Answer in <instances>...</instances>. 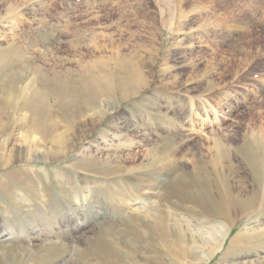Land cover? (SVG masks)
<instances>
[{
    "label": "rangeland",
    "instance_id": "obj_1",
    "mask_svg": "<svg viewBox=\"0 0 264 264\" xmlns=\"http://www.w3.org/2000/svg\"><path fill=\"white\" fill-rule=\"evenodd\" d=\"M0 231V264H264V0H0Z\"/></svg>",
    "mask_w": 264,
    "mask_h": 264
},
{
    "label": "bare ground",
    "instance_id": "obj_2",
    "mask_svg": "<svg viewBox=\"0 0 264 264\" xmlns=\"http://www.w3.org/2000/svg\"><path fill=\"white\" fill-rule=\"evenodd\" d=\"M102 86H97V90L98 89H100ZM36 128V127H35ZM64 139L63 138H60V137H58V141H57V143H59L58 144V146L59 147H61V146H63V143H65L64 141H63ZM65 145V144H64ZM56 146V145H55ZM57 146V147H58ZM64 147V146H63ZM260 147V146H259ZM5 149V148H4ZM58 150H59V148H57ZM63 150V149H62ZM56 152V151H55ZM5 153V152H4ZM53 153V152H52ZM58 153V152H57ZM62 153V152H61ZM28 154H29V157L28 158H35V161H39V160H37V159H39V157H40V154L39 153H34L33 152V150H29L28 151ZM133 157V156H132ZM9 159V158H8ZM7 160V159H6ZM11 160V159H10ZM2 162V161H1ZM4 162H6V161H4ZM25 162H26V160H25ZM7 163H9V161L7 160ZM136 163V162H135ZM2 164V163H1ZM10 164V163H9ZM7 167V166H6ZM76 189V188H75ZM74 192V195H75V190L73 191ZM65 193V192H64ZM251 199H252V197L249 199V202H251ZM229 200V199H228ZM245 206H247V204H248V202L247 201H245ZM253 204V203H252ZM57 205H59V204H57ZM57 205L56 204H54V205H52V207H53V209H55V208H57ZM46 207L48 206V205H45ZM50 206H51V204H50ZM223 207H224V210H223V215H224V218H225V220H226V222H227V227L228 228H230L231 227V225H232V222L235 220V217H236V215H234L233 213L230 215V213L231 212H234L233 210H232V208H230L229 207V205L227 204H223ZM249 207H250V205H249ZM49 209H51V208H49ZM52 219V218H51ZM69 217L65 220V222H67V221H69ZM106 220V219H105ZM120 221V220H119ZM107 223V222H106ZM158 225V224H157ZM154 226H156V225H153L152 227H151V229L150 230H155V232L154 233H151V235L149 236V237H147V236H145V244H144V246L146 247V246H148V245H153V244H155V243H153V241H155V242H157L158 241V244H159V246H157V247H161V249L165 252V254L162 256L163 257V259H165L166 257H168V256H176V257H179V258H189L190 257V249H189V247H187V246H184V245H186V244H184V241L181 239V237H179V236H181V235H177L178 236V238H177V240L174 242H169V243H165V242H159L160 240H159V238H158V236H160V235H156L155 233H156V231H161V233L162 234H164V233H167V229L164 227V226H156V227H154ZM87 227H88V225L86 224V225H84L83 227H77L76 228V233H82V232H85V230H86V233L85 234H87ZM128 228V227H127ZM129 229V228H128ZM4 231V230H3ZM73 231H75V228H73ZM1 233H2V231H0ZM145 232V231H144ZM122 233H124V232H122ZM130 233V232H129ZM149 233V232H148ZM158 233V232H157ZM182 233V232H181ZM84 235V234H83ZM129 235V234H128ZM132 235H133V233H132ZM148 235V234H147ZM136 236H138V234H136ZM135 236V237H136ZM142 236V235H141ZM175 236H176V234H175ZM225 236H226V233H224L223 235H222V233H221V237L222 238H225ZM140 237V236H139ZM99 238V237H98ZM142 238H143V236H142ZM149 238H151L152 239V241H148V239ZM163 239H165L164 238V236H163ZM140 240V239H139ZM162 240V239H161ZM166 240V239H165ZM164 240V241H165ZM101 241H102V239H101ZM168 241V240H167ZM246 241V240H245ZM124 242V241H123ZM99 243V242H98ZM103 244H104V242H102ZM129 243V242H128ZM132 243V242H131ZM183 243V244H182ZM96 245V244H95ZM107 245V244H106ZM155 246V245H154ZM99 247V246H98ZM97 247V248H98ZM101 247H102V245H101ZM106 247H109V246H106ZM186 249H185V248ZM150 248V247H149ZM218 248H219V246H217V248L216 249H214L213 250V252H212V254L213 253H215L217 250H218ZM94 249V248H93ZM102 249V248H101ZM147 249V248H146ZM100 249H98V250H95L94 252H96L97 251V254H98V256H100V257H105V255H106V250L104 251V250H101V252L99 251ZM113 250V249H112ZM112 250H111V252H112ZM150 250H151V248H150ZM157 250V249H156ZM88 251V250H87ZM133 251V250H132ZM108 252V251H107ZM114 252V251H113ZM143 253V252H142ZM97 254H96V256H97ZM115 254V253H114ZM144 254V253H143ZM107 256H109V255H107ZM106 256V257H107ZM144 256V255H143ZM208 257H209V259L211 258V255L210 254H208ZM94 258V257H93ZM114 258H116L115 256H114ZM152 258V257H151ZM94 259H96V258H94ZM103 259V258H102ZM105 259V258H104ZM143 259H144V263H142V264H148V263H146L147 262V259H148V257H143ZM198 260V259H197ZM124 261V260H123ZM143 261V260H142ZM87 262V261H86ZM117 262V261H116ZM119 262V261H118ZM68 263V262H67ZM138 263V262H137ZM57 264H60V263H57Z\"/></svg>",
    "mask_w": 264,
    "mask_h": 264
}]
</instances>
